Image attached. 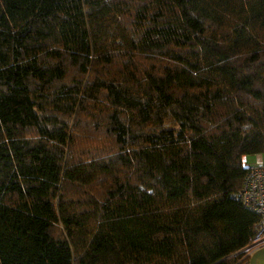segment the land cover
Returning a JSON list of instances; mask_svg holds the SVG:
<instances>
[{
  "label": "trees",
  "instance_id": "obj_1",
  "mask_svg": "<svg viewBox=\"0 0 264 264\" xmlns=\"http://www.w3.org/2000/svg\"><path fill=\"white\" fill-rule=\"evenodd\" d=\"M257 155L264 0H0V264H247Z\"/></svg>",
  "mask_w": 264,
  "mask_h": 264
},
{
  "label": "built area",
  "instance_id": "obj_2",
  "mask_svg": "<svg viewBox=\"0 0 264 264\" xmlns=\"http://www.w3.org/2000/svg\"><path fill=\"white\" fill-rule=\"evenodd\" d=\"M256 157L255 165H250L248 159L244 157V167L248 173L238 194V199L259 218L255 227L253 246H260L264 243V159L262 155ZM249 249L251 248L249 247L247 250ZM251 254L252 252L249 253V256Z\"/></svg>",
  "mask_w": 264,
  "mask_h": 264
},
{
  "label": "crops",
  "instance_id": "obj_3",
  "mask_svg": "<svg viewBox=\"0 0 264 264\" xmlns=\"http://www.w3.org/2000/svg\"><path fill=\"white\" fill-rule=\"evenodd\" d=\"M247 264H264V243L252 252Z\"/></svg>",
  "mask_w": 264,
  "mask_h": 264
},
{
  "label": "rangeland",
  "instance_id": "obj_4",
  "mask_svg": "<svg viewBox=\"0 0 264 264\" xmlns=\"http://www.w3.org/2000/svg\"><path fill=\"white\" fill-rule=\"evenodd\" d=\"M247 159H248V163L250 165H255V163L257 161V157L256 156H249ZM263 159H264V157H263Z\"/></svg>",
  "mask_w": 264,
  "mask_h": 264
}]
</instances>
